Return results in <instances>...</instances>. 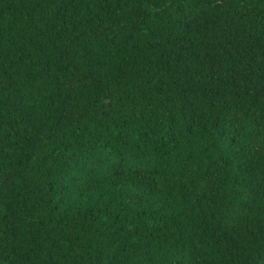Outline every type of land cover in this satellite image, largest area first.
Wrapping results in <instances>:
<instances>
[{"label": "trees", "instance_id": "1", "mask_svg": "<svg viewBox=\"0 0 264 264\" xmlns=\"http://www.w3.org/2000/svg\"><path fill=\"white\" fill-rule=\"evenodd\" d=\"M0 264H264V0H0Z\"/></svg>", "mask_w": 264, "mask_h": 264}]
</instances>
